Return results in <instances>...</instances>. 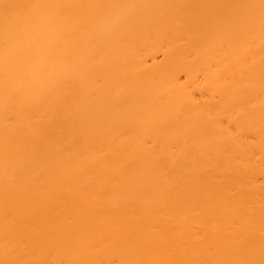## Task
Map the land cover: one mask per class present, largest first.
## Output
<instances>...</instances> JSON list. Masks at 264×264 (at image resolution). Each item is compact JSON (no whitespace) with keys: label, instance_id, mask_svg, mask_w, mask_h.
<instances>
[{"label":"bare ground","instance_id":"bare-ground-1","mask_svg":"<svg viewBox=\"0 0 264 264\" xmlns=\"http://www.w3.org/2000/svg\"><path fill=\"white\" fill-rule=\"evenodd\" d=\"M0 264H264V0H0Z\"/></svg>","mask_w":264,"mask_h":264}]
</instances>
